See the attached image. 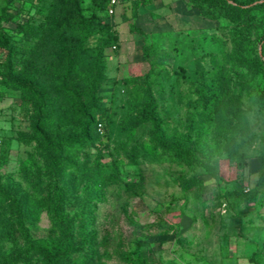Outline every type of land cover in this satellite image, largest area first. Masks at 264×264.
<instances>
[{
	"label": "rangeland",
	"instance_id": "rangeland-1",
	"mask_svg": "<svg viewBox=\"0 0 264 264\" xmlns=\"http://www.w3.org/2000/svg\"><path fill=\"white\" fill-rule=\"evenodd\" d=\"M145 1L123 0L113 16L100 13L119 34L117 47L106 50L99 91L101 102L116 112L107 126L102 122L83 133L75 125L59 137L39 126V103H24L21 91L7 84L8 54H0V264H44L32 247L58 236L52 220L58 197L73 240L62 264H128L125 257L133 264H254L251 257L264 264V146L250 156L231 135L240 115L253 108L257 127L264 128V109L257 103L264 85L257 42L263 14L253 11L248 27L241 19L205 18L191 0ZM263 1L235 4L251 8ZM49 3L9 5L19 12L3 24L14 56L21 47L17 23L39 20ZM83 7L86 15L98 12L92 0H83ZM131 78L151 86L173 136L169 144L185 145L193 154L189 163L154 146L150 125L131 133L121 129L140 108L141 101L129 96ZM198 86L236 99L237 115L226 130L211 113L201 114ZM101 152L99 184L81 169L94 166ZM194 175L205 184L202 196L194 184L185 188ZM84 217L86 241L80 231ZM138 240L144 242L139 250Z\"/></svg>",
	"mask_w": 264,
	"mask_h": 264
},
{
	"label": "trees",
	"instance_id": "trees-1",
	"mask_svg": "<svg viewBox=\"0 0 264 264\" xmlns=\"http://www.w3.org/2000/svg\"><path fill=\"white\" fill-rule=\"evenodd\" d=\"M14 1L16 0H0V54H8L11 80L7 84L21 91L24 103H39L37 123L55 136L67 135L75 125H80L83 133L90 127L100 124L103 126L102 122L107 126L116 112H110L101 102L99 91L106 79V50L111 46L117 47L115 43L119 41V34L114 26L100 15L102 12L107 13L110 0H92L98 12L91 15L85 14L83 0H50L47 12L39 20L17 23L21 47L20 54L15 56L11 50L12 37L3 28L4 22H10L19 15V12L15 14L9 10V5ZM191 1L205 18L241 19L248 27L253 11L263 14L261 34L257 37V42L261 46L259 70L264 80V1L251 8L236 5V0ZM145 3H149V0ZM96 36H99L96 44L86 46L89 39ZM247 45L250 49L251 43ZM15 64L18 67H14ZM128 80L132 86L129 96L141 102L132 123H121V129L131 133L139 126L150 125V141L154 146L162 148L164 153L175 160L189 163L193 154L185 145L169 144L173 136L169 132L168 123L161 117L159 103L151 86H141L135 78ZM194 91L198 96L196 103L201 114L211 113L210 119L217 127L226 130L231 115H237V107L233 103L236 99L221 97L211 86H198ZM257 103L264 109V85ZM81 145L82 142L76 143L78 148ZM54 152L55 162L64 168L65 160L56 150ZM102 156L101 152L94 166L81 169L82 173L99 184L104 182L99 164ZM74 159L78 161L77 157ZM184 183L185 188L193 184L197 186L199 196L204 194L205 184L197 175ZM248 196L255 198L254 194ZM30 203L33 209L34 202ZM52 220L54 228L59 232L58 236L38 240L32 248L44 264H62L73 251V240L71 220L59 197L53 207ZM4 221L9 225L7 218ZM80 231L86 241L88 218H83ZM143 244V240H138V250ZM125 261L133 264L129 257H125ZM251 261L260 264L253 257Z\"/></svg>",
	"mask_w": 264,
	"mask_h": 264
},
{
	"label": "clouds",
	"instance_id": "clouds-1",
	"mask_svg": "<svg viewBox=\"0 0 264 264\" xmlns=\"http://www.w3.org/2000/svg\"><path fill=\"white\" fill-rule=\"evenodd\" d=\"M257 110L249 109L239 117V124L231 133L237 142V147L250 156L257 154L258 149L264 146V128L257 127ZM230 141L225 142V147Z\"/></svg>",
	"mask_w": 264,
	"mask_h": 264
},
{
	"label": "built area",
	"instance_id": "built-area-1",
	"mask_svg": "<svg viewBox=\"0 0 264 264\" xmlns=\"http://www.w3.org/2000/svg\"><path fill=\"white\" fill-rule=\"evenodd\" d=\"M122 1L123 0H110L109 7L107 10L109 16H113L115 14L117 7L120 5ZM99 127L101 128L102 125L100 124Z\"/></svg>",
	"mask_w": 264,
	"mask_h": 264
}]
</instances>
